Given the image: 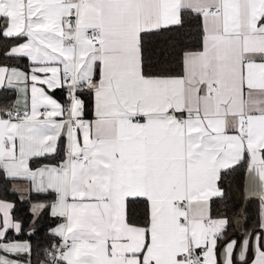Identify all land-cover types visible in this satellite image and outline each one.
<instances>
[{
	"label": "snow or ice",
	"instance_id": "1",
	"mask_svg": "<svg viewBox=\"0 0 264 264\" xmlns=\"http://www.w3.org/2000/svg\"><path fill=\"white\" fill-rule=\"evenodd\" d=\"M0 37V264H264V0H0Z\"/></svg>",
	"mask_w": 264,
	"mask_h": 264
},
{
	"label": "trees",
	"instance_id": "2",
	"mask_svg": "<svg viewBox=\"0 0 264 264\" xmlns=\"http://www.w3.org/2000/svg\"><path fill=\"white\" fill-rule=\"evenodd\" d=\"M12 44V41L9 39H4L0 37V52L3 50L9 48ZM0 63H8V64H14L15 61H4L3 57L0 56ZM22 63H27V61H24ZM13 92H8L6 94L0 95V104H5L8 103L9 100L12 98ZM226 193H227V198L224 201L228 205L229 208L233 206L235 202H237L240 198V193H241V187L242 185L240 182L234 181L232 178H227L224 181ZM10 201H14L17 199L16 196H11L9 195L7 197ZM27 208V205H19L18 210H17V215L18 216H24L26 215L25 209ZM218 211H224L223 206H221ZM231 215V213H229ZM257 220V203H252L249 209V220H248V227L251 229L255 224ZM45 225H47V221H45ZM258 230V229H257ZM231 232V230H230ZM21 239H24L26 237H20ZM32 242L34 245H39L41 248V252L43 249L47 248L48 244H50L52 241L49 237L45 235V229L41 228L39 233L32 238ZM40 260L44 259L43 254L39 256Z\"/></svg>",
	"mask_w": 264,
	"mask_h": 264
},
{
	"label": "crops",
	"instance_id": "3",
	"mask_svg": "<svg viewBox=\"0 0 264 264\" xmlns=\"http://www.w3.org/2000/svg\"><path fill=\"white\" fill-rule=\"evenodd\" d=\"M14 99H15V93H13V96H12V98L9 100L8 103H11ZM257 231H259V230H257ZM41 261H42V260H41Z\"/></svg>",
	"mask_w": 264,
	"mask_h": 264
}]
</instances>
